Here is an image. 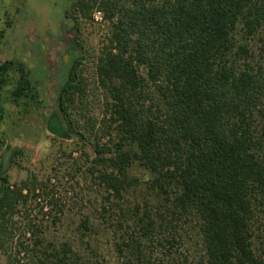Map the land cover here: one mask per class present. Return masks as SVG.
<instances>
[{"label":"trees","instance_id":"trees-1","mask_svg":"<svg viewBox=\"0 0 264 264\" xmlns=\"http://www.w3.org/2000/svg\"><path fill=\"white\" fill-rule=\"evenodd\" d=\"M66 2L57 26L66 61L0 63L6 264L92 260L31 217L28 202L48 196L51 178L10 181L27 156L6 141L5 103L91 147L82 154L101 203L97 222L80 221L81 241L102 229L118 264H264V0ZM94 23L105 27L98 50L86 35Z\"/></svg>","mask_w":264,"mask_h":264},{"label":"rangeland","instance_id":"rangeland-1","mask_svg":"<svg viewBox=\"0 0 264 264\" xmlns=\"http://www.w3.org/2000/svg\"><path fill=\"white\" fill-rule=\"evenodd\" d=\"M66 5V0H0V63L13 59L33 68L39 65L53 68L59 56L66 61L68 56L62 45L66 44L69 31L63 33L66 41H61V32L57 30ZM104 33L105 27L101 23L87 25L86 35L95 50L99 49ZM16 79L17 73L12 71L8 89L13 87ZM46 95L51 96V91L47 90L43 96ZM88 97L94 106L101 103L96 96L91 100V96ZM5 107L8 113L1 128L6 133V141L11 147L23 148L27 156L9 170L10 181L20 182L29 173L42 179L51 178L52 191L48 196L28 202L31 217L36 216V220L43 223L49 240L56 243L70 240L79 245L91 257L89 264H118L108 235L102 229L97 228L98 232L89 243L84 239L81 241V230L78 229L86 216L97 222V208L101 203L99 190L91 182L86 171V157L82 154L84 150L92 157L91 147L61 139L56 131L45 129L43 117L33 110L23 116L10 103H5ZM50 110L49 107L44 112V117ZM70 150L74 152L68 157ZM51 197L57 201L52 208L47 203ZM41 207L42 212L39 211ZM17 220L24 219L18 217ZM5 259L0 255V264H6Z\"/></svg>","mask_w":264,"mask_h":264}]
</instances>
